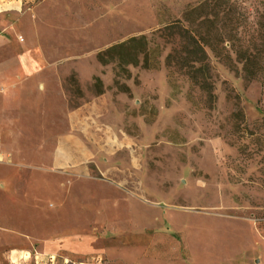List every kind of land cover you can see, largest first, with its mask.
I'll return each mask as SVG.
<instances>
[{
  "label": "rangeland",
  "instance_id": "374dc122",
  "mask_svg": "<svg viewBox=\"0 0 264 264\" xmlns=\"http://www.w3.org/2000/svg\"><path fill=\"white\" fill-rule=\"evenodd\" d=\"M175 21L259 31L264 69V0H0L13 58L55 63L46 95L22 102L20 203L1 206L0 264H264V76L246 81L208 52L209 97L172 53ZM140 36L149 68L143 55L98 61ZM78 109L90 118L74 130ZM70 133L89 156L61 175L55 143ZM37 175L46 186L30 189Z\"/></svg>",
  "mask_w": 264,
  "mask_h": 264
},
{
  "label": "crops",
  "instance_id": "0c3cea01",
  "mask_svg": "<svg viewBox=\"0 0 264 264\" xmlns=\"http://www.w3.org/2000/svg\"><path fill=\"white\" fill-rule=\"evenodd\" d=\"M12 43L13 40L10 38L0 37V211H3L1 206L4 203H11L13 207L10 212L15 211L13 201L20 203L16 199L15 188L18 175L14 168L21 160L19 155V149L22 147L21 136L28 124L23 120L22 102L46 95L48 79L44 73L55 65L48 61L46 53L41 52L38 55L39 59L36 60L13 58L15 50L12 48ZM23 54L24 52L22 56ZM50 80L56 83L55 78ZM82 112L83 109H78L69 113L68 118L72 129H83V126L88 125L89 112L86 114ZM83 144L81 139L73 133L58 137L52 161L56 171H59L61 175L64 174V169L69 170L71 174L82 171L79 165L84 167L89 156ZM46 163V157L38 156V167ZM42 184L46 186L41 176L37 175L34 177V182L29 183V188L38 187L40 190Z\"/></svg>",
  "mask_w": 264,
  "mask_h": 264
},
{
  "label": "trees",
  "instance_id": "16d2710c",
  "mask_svg": "<svg viewBox=\"0 0 264 264\" xmlns=\"http://www.w3.org/2000/svg\"><path fill=\"white\" fill-rule=\"evenodd\" d=\"M194 10V9H193ZM206 21L198 23L202 26ZM257 26H259L257 24ZM170 28L177 29L169 34L176 42L172 53L178 54L177 60L189 71L190 78L209 97L213 96V85L208 81L209 64L208 52L230 70L240 74L246 81L263 78L264 69L261 65L263 58L262 46L255 47L259 37V31L252 34L238 33H216L200 32L183 26L180 21H175L169 25ZM260 29V28H259ZM227 43V45H226ZM263 45V44H262ZM148 41L145 36L130 37L125 41L109 46L97 54L100 63L106 64L116 60L121 65H136L140 55L145 57V66L150 67L147 62ZM180 53V54H179ZM172 54H168L166 59H171Z\"/></svg>",
  "mask_w": 264,
  "mask_h": 264
}]
</instances>
